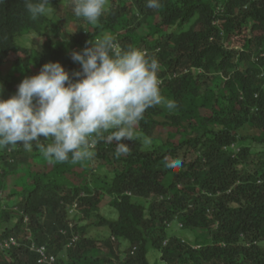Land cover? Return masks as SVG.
I'll list each match as a JSON object with an SVG mask.
<instances>
[{"label":"trees","instance_id":"trees-1","mask_svg":"<svg viewBox=\"0 0 264 264\" xmlns=\"http://www.w3.org/2000/svg\"><path fill=\"white\" fill-rule=\"evenodd\" d=\"M68 1L64 28L46 13L32 20L24 0H0L6 93L49 62L81 71L71 53L113 35L158 60L161 94L177 108L147 109L134 140L123 141L127 155L106 141L78 164L19 142L0 149V241L19 242L0 248V264H37L32 243L57 264H264V0H162L159 10L108 0L96 24ZM24 35L43 38L41 49L20 46ZM104 205L116 219L100 213Z\"/></svg>","mask_w":264,"mask_h":264},{"label":"clouds","instance_id":"clouds-1","mask_svg":"<svg viewBox=\"0 0 264 264\" xmlns=\"http://www.w3.org/2000/svg\"><path fill=\"white\" fill-rule=\"evenodd\" d=\"M107 3L71 0L74 15L89 24L98 23ZM49 4V0H24L32 20L43 16ZM161 6L162 0L146 3L148 9ZM88 43L90 47L71 53L81 71L69 74L59 62L46 63L39 74L23 79L7 100L2 98L0 83V149L11 150L19 142L25 151L35 148L50 162L78 164L91 161L96 145L106 141L116 144L117 154L127 155L131 148L123 141L134 140L147 109L158 105L170 111L177 108L174 100L161 94L160 65L155 57L125 49L113 35ZM144 143L150 144L151 139L145 138ZM33 246L42 247L32 243V251Z\"/></svg>","mask_w":264,"mask_h":264},{"label":"rangeland","instance_id":"rangeland-1","mask_svg":"<svg viewBox=\"0 0 264 264\" xmlns=\"http://www.w3.org/2000/svg\"><path fill=\"white\" fill-rule=\"evenodd\" d=\"M58 6H50L47 11H46V15L48 17V19H52L53 22L56 24V25H60L62 24V27L65 28V23L64 22H61L62 18L64 17V13L66 11V6H67V9L69 8V1L68 0H58ZM70 31H74L71 30L70 26L67 27ZM58 39H63V33L61 32H58V36H57ZM43 38H40V37H36L34 35H24L22 37H20L18 39V44L24 48H31V49H35V50H40L41 49V46H42V43H43ZM11 66L9 64H5L3 66L0 67V83L3 84V95H2V98L7 100L9 99L11 96L13 95H10L8 93H6V89H5V83L6 81H9L10 77H11V71L12 69L10 68ZM248 131L246 130V133H249L250 135H253L255 133H257L255 130L253 129H250V128H247ZM245 133V132H244ZM255 151L259 152L261 151L259 149V147H256L254 148ZM100 213L107 217V218H110L112 220L116 219L117 217V213L114 209H111L107 206H101V209H100ZM169 231L171 233H178L179 232V227L177 225H172L169 229ZM107 232L106 230H103V229H97V228H94L93 231L91 232V235L92 236H98L99 237H106L107 236ZM148 260L150 263H154L157 259H158V255L156 252H154L153 250H150L149 253H148Z\"/></svg>","mask_w":264,"mask_h":264},{"label":"built area","instance_id":"built-area-1","mask_svg":"<svg viewBox=\"0 0 264 264\" xmlns=\"http://www.w3.org/2000/svg\"><path fill=\"white\" fill-rule=\"evenodd\" d=\"M17 242L13 239L10 238L9 240L0 241V248H8L10 246H16ZM33 250L38 254V264H56V259L53 255H49L46 251L45 247H32Z\"/></svg>","mask_w":264,"mask_h":264}]
</instances>
